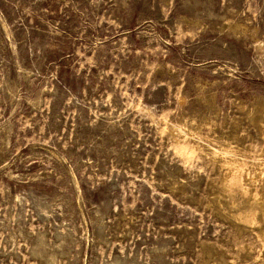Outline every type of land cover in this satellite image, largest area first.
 Listing matches in <instances>:
<instances>
[{"label": "rangeland", "instance_id": "rangeland-1", "mask_svg": "<svg viewBox=\"0 0 264 264\" xmlns=\"http://www.w3.org/2000/svg\"><path fill=\"white\" fill-rule=\"evenodd\" d=\"M0 264H264V0H0Z\"/></svg>", "mask_w": 264, "mask_h": 264}]
</instances>
